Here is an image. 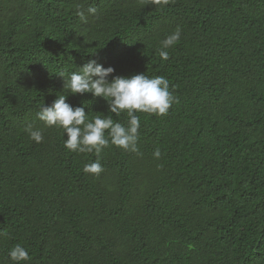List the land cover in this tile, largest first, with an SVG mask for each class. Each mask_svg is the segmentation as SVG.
<instances>
[{"label":"trees","instance_id":"16d2710c","mask_svg":"<svg viewBox=\"0 0 264 264\" xmlns=\"http://www.w3.org/2000/svg\"><path fill=\"white\" fill-rule=\"evenodd\" d=\"M92 59L164 76L179 98L167 115L137 113L142 155L109 146L98 177L83 171L94 152L68 151L35 116L65 94L126 123L64 89L58 73ZM0 230V264L17 243L28 264H264V0H0Z\"/></svg>","mask_w":264,"mask_h":264},{"label":"clouds","instance_id":"9594fccd","mask_svg":"<svg viewBox=\"0 0 264 264\" xmlns=\"http://www.w3.org/2000/svg\"><path fill=\"white\" fill-rule=\"evenodd\" d=\"M172 3L174 0H142L144 6L158 9L166 8ZM96 12V7L90 5L79 7L77 14L82 22L87 23L88 16L95 15ZM181 36L182 28L177 26L160 41L158 54L163 61L169 59V50L179 43ZM77 69L67 74L58 73L63 78L64 89L72 94L91 93L93 97L103 98L107 102L108 112L116 116L126 113L127 122L114 121L110 115H96L90 119L85 106L71 105L67 102L65 94L57 95L50 105H40V110L35 116L46 127L63 129V135L66 137L64 147L68 151L94 152L97 159L85 164L83 171L98 177L104 171L99 156L109 146L142 155L138 147L141 122L137 113L167 115L172 105L179 103V98L174 94V86L170 87L169 80L164 76L149 77L144 73L113 76V66L105 67L95 59ZM25 132L37 144L44 140L42 130L33 128L32 125H27ZM153 157H161L159 148L154 150ZM6 235V232L0 230V237ZM8 256L13 264H28L31 260L28 250L19 243L9 250Z\"/></svg>","mask_w":264,"mask_h":264}]
</instances>
